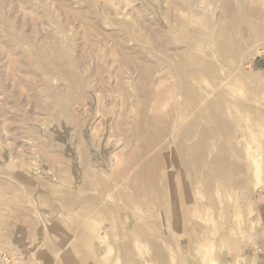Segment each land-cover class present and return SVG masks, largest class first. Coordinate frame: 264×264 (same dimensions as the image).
Returning <instances> with one entry per match:
<instances>
[{"label":"rangeland","instance_id":"374dc122","mask_svg":"<svg viewBox=\"0 0 264 264\" xmlns=\"http://www.w3.org/2000/svg\"><path fill=\"white\" fill-rule=\"evenodd\" d=\"M0 25V264L263 251L264 0H0Z\"/></svg>","mask_w":264,"mask_h":264},{"label":"bare ground","instance_id":"6f19581e","mask_svg":"<svg viewBox=\"0 0 264 264\" xmlns=\"http://www.w3.org/2000/svg\"><path fill=\"white\" fill-rule=\"evenodd\" d=\"M217 3V2H216ZM203 10V9H202ZM183 11V10H182ZM68 12V11H67ZM231 12H232V10H231ZM118 14V13H117ZM230 13H228V15H229ZM233 15H234V10H233ZM180 16V15H179ZM260 21V20H259ZM146 23V22H145ZM144 23V24H145ZM263 25V24H262ZM1 26V25H0ZM88 27V26H87ZM153 27V26H152ZM189 27V26H188ZM146 28V27H145ZM2 29V28H1ZM153 29V28H152ZM200 29V28H199ZM7 31V30H6ZM137 32V31H136ZM149 32H150V30H149ZM12 33V32H11ZM141 33V32H140ZM157 33V32H156ZM264 33V32H263ZM1 34V33H0ZM47 35V34H46ZM43 36V35H42ZM148 37V36H147ZM91 38V37H90ZM100 38V37H99ZM113 47V46H112ZM85 50V49H84ZM98 50V49H97ZM114 50V49H113ZM85 52H86V50H85ZM4 53V52H3ZM178 55H180V54H178ZM185 56V55H184ZM111 57V56H110ZM115 57V56H114ZM44 58V57H43ZM69 58V57H68ZM72 58V57H71ZM111 59V58H110ZM116 59V58H115ZM178 59V58H177ZM21 60V59H20ZM181 61V60H180ZM101 62V61H100ZM104 62V61H103ZM145 62V61H144ZM146 63V62H145ZM151 65V64H150ZM131 66V65H130ZM19 67V66H18ZM181 67V66H180ZM94 68V67H93ZM139 68V67H138ZM12 69V68H11ZM17 69V68H16ZM28 69V68H27ZM140 69V68H139ZM178 69V72L179 71H181V69L182 68H177ZM176 69V70H177ZM27 71V70H26ZM189 71H191V69L189 70ZM138 72V71H137ZM175 72V71H174ZM3 73V72H2ZM33 73V72H32ZM52 73V72H51ZM177 73V72H176ZM60 74V73H59ZM151 74V73H150ZM19 75V74H18ZM34 75V74H33ZM32 75V76H33ZM42 75V74H41ZM63 75V74H62ZM103 75V74H102ZM177 75V74H176ZM51 77V76H50ZM151 77V76H150ZM61 79V78H60ZM149 79V78H148ZM151 79V78H150ZM64 80V79H63ZM62 80V81H63ZM24 81V80H23ZM50 81V80H49ZM48 81V82H49ZM73 81V80H72ZM156 81V80H155ZM160 81V80H159ZM42 82V81H41ZM44 82V81H43ZM61 82V81H60ZM173 82V81H172ZM118 84V83H117ZM172 84V83H171ZM59 85V84H58ZM32 86V85H31ZM56 87V86H55ZM168 87V86H167ZM81 90V89H80ZM113 90V89H112ZM140 90V89H139ZM120 91V90H119ZM114 92V91H113ZM160 93V92H159ZM167 93V92H166ZM64 94V93H63ZM123 94V93H122ZM161 94V93H160ZM156 95V94H155ZM127 97V96H126ZM122 98V97H121ZM124 99V98H123ZM35 102V101H34ZM59 102V101H58ZM120 102V101H119ZM180 103V102H179ZM179 103H178V105H179ZM182 105V104H181ZM76 106V105H75ZM180 108V107H179ZM181 109V108H180ZM130 110V109H129ZM185 111V110H184ZM53 112V111H52ZM120 114V113H119ZM45 116V115H44ZM157 121V120H156ZM81 123V122H80ZM163 128V127H162ZM130 129V128H129ZM127 131V130H126ZM154 131H155V129H154ZM156 132V131H155ZM193 133V132H192ZM208 134V133H207ZM156 135V134H155ZM222 135V134H221ZM171 137V136H170ZM167 138V137H166ZM166 138H165V140H166ZM170 139V138H169ZM232 141V140H231ZM192 144V143H191ZM201 142H199V143H197V144H195L194 146H192V149L194 150V151H197V150H199L200 149V147H201ZM163 145V144H162ZM167 145V144H166ZM205 145V144H204ZM191 146V145H190ZM97 147V146H96ZM156 147V146H155ZM184 147V146H183ZM187 150H188V148H182V150L179 152V154H180V157H181V159L179 160L181 163L183 162V160L185 159V154L187 153ZM193 151V152H194ZM189 154V153H188ZM120 156V155H119ZM188 156V155H187ZM178 157H179V155H178ZM213 173V172H212ZM143 174H144V172L143 171H140V172H138L137 174H135L134 175V177L132 178L133 179V182L135 183V188H136V191L137 192H140L141 191V187L142 186H140V183L139 182H141V180L143 179ZM88 178H89V176H88ZM126 178V177H125ZM102 179V178H101ZM207 184V183H206ZM139 186L140 188H137L136 186ZM116 189V188H115ZM127 192V191H126ZM164 196V195H163ZM2 200V199H1ZM0 200V201H1ZM101 201H99V203H100ZM214 209V208H213ZM213 209H212V211H213ZM216 214V213H215ZM69 245V244H68Z\"/></svg>","mask_w":264,"mask_h":264},{"label":"crops","instance_id":"0c3cea01","mask_svg":"<svg viewBox=\"0 0 264 264\" xmlns=\"http://www.w3.org/2000/svg\"><path fill=\"white\" fill-rule=\"evenodd\" d=\"M264 253V244H263V251H259L256 250V251H252V252H244L242 255H241V261L243 263H251V264H264V257H260V255Z\"/></svg>","mask_w":264,"mask_h":264}]
</instances>
